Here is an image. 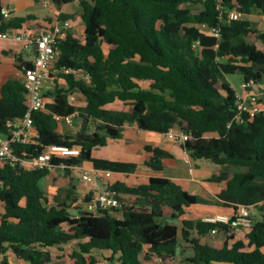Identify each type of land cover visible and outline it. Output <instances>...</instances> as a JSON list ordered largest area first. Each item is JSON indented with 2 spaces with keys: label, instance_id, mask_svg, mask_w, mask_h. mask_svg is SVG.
Listing matches in <instances>:
<instances>
[{
  "label": "trees",
  "instance_id": "1",
  "mask_svg": "<svg viewBox=\"0 0 264 264\" xmlns=\"http://www.w3.org/2000/svg\"><path fill=\"white\" fill-rule=\"evenodd\" d=\"M4 1L0 0V33L20 29L32 18L8 19L2 12ZM79 3L82 36L66 33L60 41L51 75L55 85L43 92L44 108L31 114L37 138L15 145L18 153L37 156L51 146L76 148L77 153L68 157L53 156L51 169L70 174L87 164L132 174L136 163L96 158L93 150L122 139L125 125L158 134L183 132L182 149L193 159L218 165L220 171L207 180L224 187L205 198L162 176H150L136 186L116 181L107 188L121 198L120 208L76 207L73 213L78 202L74 185L52 196L42 189L40 182L51 169L27 171L1 163L0 249L13 254L14 264H54L51 249L62 250L73 241L77 249L68 255L71 264H172L180 249L190 252L188 264H264V111L251 120L236 121L237 94L226 79L240 73L244 82L257 85L264 78V30L248 19L254 11L264 14V0ZM234 8L243 14L241 19H228L226 13ZM16 63L23 71L21 56H16ZM62 68L82 70L89 82L59 72ZM74 94L82 101L71 100ZM115 102L122 108H109ZM27 109L22 80H5L0 86V136L8 135ZM68 116L75 117V125L82 119L80 133L59 132L58 118ZM85 121L95 125L93 131H87ZM143 149L148 153L143 164L154 173L175 164V157L161 148ZM92 196L86 195L85 201ZM197 204L231 211L238 205H255L257 215L246 231L247 242L236 239L225 224L185 218ZM166 213L172 220L181 219L180 229L165 220ZM213 229L219 235L225 232L220 247L202 241ZM93 251L110 255L101 263Z\"/></svg>",
  "mask_w": 264,
  "mask_h": 264
},
{
  "label": "crops",
  "instance_id": "2",
  "mask_svg": "<svg viewBox=\"0 0 264 264\" xmlns=\"http://www.w3.org/2000/svg\"><path fill=\"white\" fill-rule=\"evenodd\" d=\"M4 3L10 10L8 19L26 17L29 15L32 16L31 19L22 24V27L20 29L13 30L17 33H26L31 37H35L41 31L48 29L51 26H60L64 21H68L70 23V28L66 30V33H70L76 37L82 36L83 23L80 18L81 7L78 1L71 0L69 2H62L58 6L52 3L48 7H43L41 0H5ZM60 15H70L71 17L61 19ZM25 49L30 50L33 56L31 59L27 57L28 55L24 52ZM16 56H21L24 67L31 66L32 62L35 59V53L32 50V47L26 48L23 43L0 39V86L7 79L22 80L23 71L18 69V67L16 66ZM54 85V80L51 79V81L45 85L43 92H46L47 89H51ZM253 90L255 92H264V83L261 82L257 84V86L253 88ZM74 95L75 99L78 98V94ZM78 99L79 101H82L80 98ZM117 103L120 102H115L114 104ZM79 124L80 123H78L77 125H70V129L67 127L68 124L64 125L62 128L59 126L58 130L60 133H71L73 135H76L83 130V127H81ZM84 125L90 126V122L84 123ZM145 145L158 147L171 153L175 157V164L165 167L161 173L152 172L143 164L145 157L148 155V153H146L143 149ZM100 148H102V150L98 153L96 151L99 148L93 150L92 155L94 157L108 160L133 162L137 164L138 168L136 172L132 174L111 173V176L109 178H102L97 182L91 183L83 181L79 169L76 170L75 168L72 172H74L78 178V185L75 186L76 193L78 194V192L80 191L84 193L83 195H81L83 198L82 201H79L78 198V201L82 202L80 203L81 206H84V203L86 202V195L93 194L92 197L94 199L100 189L107 186L108 184H112L116 181H121L128 186H136L138 184L146 183L150 176L155 175L168 178L180 184L189 193L194 194L196 192L199 194V196L205 198L215 196V194L224 187L223 183L218 184V186H214L213 188H209V186H207V183L209 182L207 179L212 174L218 173L220 171V167L218 165L213 164L210 161L191 158L189 154H187V152L182 149L179 143L168 140L165 137V134L142 131L139 130L135 125H125L122 139L109 140L106 146ZM202 165L213 166V172L202 171ZM81 167L84 169L93 168L92 166L87 164L81 165ZM55 170H59V168H56ZM45 179L46 178L42 179L41 182H43ZM205 206H208L209 209H199L200 211L207 213L205 214V217L213 216L216 214L228 215L231 213L230 209H225L220 206ZM167 214L168 213H166V215ZM117 216L120 217V214H117ZM221 235L224 236V234L222 233L218 236L214 235V238L217 240V238H219ZM234 235L236 239H242L245 243L247 242V240L245 239L246 232L244 233V237L241 234ZM261 250L262 252H264V247H262Z\"/></svg>",
  "mask_w": 264,
  "mask_h": 264
},
{
  "label": "built area",
  "instance_id": "3",
  "mask_svg": "<svg viewBox=\"0 0 264 264\" xmlns=\"http://www.w3.org/2000/svg\"><path fill=\"white\" fill-rule=\"evenodd\" d=\"M75 1L80 2L81 0ZM41 3L43 7H48L53 3V0H41ZM2 12L5 16L9 15L10 10L7 5H3ZM221 14L223 13L221 12ZM226 15L229 20H239L243 17V14L235 8L229 10ZM69 28L70 23L64 21L62 25L51 26L41 31L35 37H31L26 33H17L13 30L0 33V39L23 43L26 48L35 45V59L31 66L24 67L22 75V83L26 89L28 109L21 119L13 122L8 135L0 136V164L17 166L27 171L44 168L51 169L52 166L50 163L53 156L68 157L77 153L76 148L68 149L66 147L51 146L37 156H26L23 152L18 153L14 147L15 145L33 143L37 138V132L31 114L33 111L44 108L46 99L43 96V89L52 79L53 68L60 54L58 46L60 41L65 37L66 30ZM59 72L73 74L77 78H82L86 82H89V75L82 70L62 68ZM254 87H256V84L243 81L241 84L242 93L239 94L236 92V121H243L244 117L251 120L258 113L264 111V102L262 101L264 92H255L253 90ZM70 99L75 100V96L72 95ZM58 119L63 120L68 125H74L75 121L74 116ZM165 137L179 144L186 139V135L183 132L175 131L167 132ZM75 168L79 169L82 180L88 183L97 182L102 178H109L111 176V172L106 170L95 168L84 169L81 166ZM118 197L114 191L105 186L100 189L96 197L88 202V204L93 211L97 208L104 210L120 208L121 200ZM256 215L257 209L255 205H238L228 215L216 214L207 216L203 218V221L225 224L228 227V231L234 233L240 230L247 231L250 229ZM210 235L218 236L219 230H211ZM0 264H14L13 254L10 251L0 249Z\"/></svg>",
  "mask_w": 264,
  "mask_h": 264
},
{
  "label": "rangeland",
  "instance_id": "4",
  "mask_svg": "<svg viewBox=\"0 0 264 264\" xmlns=\"http://www.w3.org/2000/svg\"><path fill=\"white\" fill-rule=\"evenodd\" d=\"M264 14L260 11H254L252 12L249 16L248 19L250 21H252L253 26H256L257 28H260L261 30H264V18H263ZM259 47L262 48V45L259 44ZM24 52L28 55L27 57L29 59H31L33 56L30 52L29 49H25ZM226 79L227 81L232 85V87L239 93H242V89H241V84L243 82V76L240 73H234V74H228L226 75ZM262 82L264 83V78L262 79ZM59 84L62 85L63 81L60 80ZM142 86L146 87L147 84L146 83H141ZM109 107L114 108V109H120L122 108V104L121 103H117V104H113L110 105ZM65 124V122L63 120H61L59 122V126L62 128ZM67 127L70 129V125ZM95 128V125L92 124V122L90 123V126L87 127V131L91 132L93 131ZM102 150V148L97 149V153L100 152ZM72 153V152H71ZM70 153V154H71ZM56 169V168H55ZM55 169H51L50 173L45 177L46 179L41 182V187L44 190V192L49 195L52 196L53 194L56 193L57 189L59 188H67L70 187L72 185L76 186L78 185V178L75 175L74 172H71L70 174H66L63 170H61V168H59V170H55ZM78 170V169H76ZM202 171H209V172H213V166L210 165H202L201 167ZM231 170V169H229ZM207 186H209V188H213L214 186H218L217 183H213V182H208ZM78 192V191H77ZM84 193H82L81 191L78 192L77 197L79 198V201L83 200L82 196ZM196 195H199L198 193H194ZM77 202V204H75V208L72 209L73 213H76V207L79 208H83L86 209L88 211H93L90 207L88 202L84 203V206H81L80 203L82 202ZM80 204V205H78ZM196 206V207H195ZM195 206H192L189 208L188 210V215H185L184 217L186 218H192V219H198L201 217H205V214L203 211H200V208L203 209H209L208 206L202 205V204H197ZM197 209V211H196ZM165 220L168 222H172L174 224H177L179 229L181 228V219L178 220H172L169 215L167 214L165 216ZM246 231L244 230H240L237 232H234V234L238 235L241 234L244 237V233ZM224 236H220L219 238H217V240L214 238V236L212 235H208L207 237L203 238V242H206L208 244H211L213 246L216 247H220L222 245V240H223ZM62 250H59V248H52L51 251L53 252V256H54V264H71V260L69 258V254L77 249V242L73 241L70 242L69 244H67L66 246H63L61 248ZM94 256L98 259L99 262L104 263L106 261V258L109 257L110 253L107 251H93ZM190 255V252L188 250H184V249H180L179 253L175 259V262H172V264H188L187 262V257ZM14 262H17V259L14 258Z\"/></svg>",
  "mask_w": 264,
  "mask_h": 264
},
{
  "label": "water",
  "instance_id": "5",
  "mask_svg": "<svg viewBox=\"0 0 264 264\" xmlns=\"http://www.w3.org/2000/svg\"><path fill=\"white\" fill-rule=\"evenodd\" d=\"M32 50L34 51V53H35V45H33L32 46ZM257 86V85H256ZM78 123H81L82 122V119L81 118H79L78 120ZM88 121H85V123H87ZM120 200H121V198L120 197H118Z\"/></svg>",
  "mask_w": 264,
  "mask_h": 264
}]
</instances>
